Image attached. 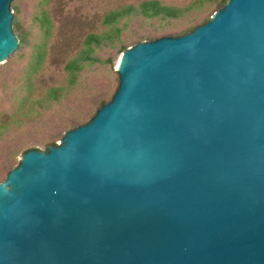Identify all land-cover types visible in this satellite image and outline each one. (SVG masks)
<instances>
[{"label": "water", "instance_id": "1", "mask_svg": "<svg viewBox=\"0 0 264 264\" xmlns=\"http://www.w3.org/2000/svg\"><path fill=\"white\" fill-rule=\"evenodd\" d=\"M114 70L106 103L0 181V264H264V0H226Z\"/></svg>", "mask_w": 264, "mask_h": 264}, {"label": "rangeland", "instance_id": "2", "mask_svg": "<svg viewBox=\"0 0 264 264\" xmlns=\"http://www.w3.org/2000/svg\"><path fill=\"white\" fill-rule=\"evenodd\" d=\"M145 0H13L12 30L18 40L17 49L0 64V122L10 123L8 132L0 139V181L18 162V157L29 149L42 151L55 145L67 130L85 123L95 110L113 94L117 74L115 68L120 53L137 42L162 36H177L203 24L219 9L215 3L198 0H157L163 5L186 9L176 20L163 22L131 17L122 19L118 39L108 46L96 47L92 56L96 61L82 68L75 88L68 98L50 108L33 112L17 126L13 120L15 92L22 85L21 72L33 47L45 43V55L38 72L32 78V98H39L55 86L66 84L64 65L82 48L85 37L107 30L101 21L105 13L126 5L136 6ZM44 11L50 23L44 37L37 17ZM14 21L18 29H15ZM187 30V31H185ZM182 31L183 33H179ZM23 37L19 43L18 37ZM123 50L120 51V47ZM36 111V110H35Z\"/></svg>", "mask_w": 264, "mask_h": 264}, {"label": "trees", "instance_id": "3", "mask_svg": "<svg viewBox=\"0 0 264 264\" xmlns=\"http://www.w3.org/2000/svg\"><path fill=\"white\" fill-rule=\"evenodd\" d=\"M215 3L220 8L226 0H198L199 6L204 2ZM186 9H180L172 6L163 5L157 0H145L138 3L136 6L126 5L115 10L108 11L102 17V25L107 27V30L100 34H89L83 41L82 48L78 53L64 65V71L67 74L66 84L64 86H55L48 88L39 98H32V78L38 72L43 63L45 55V43L41 42L33 47L26 64L23 66L21 72L22 85L20 90L15 92L14 107L10 122L16 124V127L23 124L33 112L39 113L45 109L50 108L51 105L59 103L60 101L72 95L75 88L77 77L87 65H91L96 59L92 53L96 47L108 46L110 42L118 39L121 28L116 25L122 19L131 17H141L147 19H154L163 22L178 19ZM37 21L40 28L44 32V37L49 33L50 23L44 11L41 12ZM17 22L14 21V28L18 29ZM187 31V30H185ZM183 33L182 31L179 32ZM19 43L23 42V37L19 35ZM120 47V51L123 50ZM36 110V111H35ZM10 123L0 122V139L5 135L8 130L7 127Z\"/></svg>", "mask_w": 264, "mask_h": 264}]
</instances>
